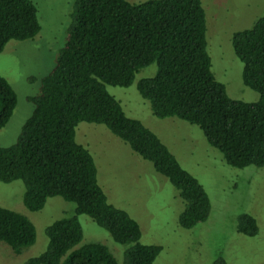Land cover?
<instances>
[{
    "label": "trees",
    "instance_id": "trees-1",
    "mask_svg": "<svg viewBox=\"0 0 264 264\" xmlns=\"http://www.w3.org/2000/svg\"><path fill=\"white\" fill-rule=\"evenodd\" d=\"M36 12L31 0H0V51L10 39L38 32ZM230 43L243 64L244 84L258 93L254 101L230 97L212 73L201 0L73 1L64 43L40 78L38 92L28 96L31 113L16 140L0 146V181H22V203L28 210L41 209L54 195L75 206L74 215L46 227V248L24 264H119L103 243L74 248L83 235L81 213L126 245L121 264H152L162 249L142 242L139 223L108 202L90 151L75 141L81 121L103 124L169 180L181 199L180 227L193 228L209 217L210 198L199 180L152 130L126 115L106 89L130 85L142 67L156 65L153 75L136 82L153 115L197 125L231 166L264 165V15L234 31ZM16 102L14 89L0 75V128ZM236 230L255 236L259 225L253 215L241 213ZM35 237L26 215L0 206V241L19 252ZM208 264L228 263L218 256Z\"/></svg>",
    "mask_w": 264,
    "mask_h": 264
},
{
    "label": "rangeland",
    "instance_id": "rangeland-1",
    "mask_svg": "<svg viewBox=\"0 0 264 264\" xmlns=\"http://www.w3.org/2000/svg\"><path fill=\"white\" fill-rule=\"evenodd\" d=\"M31 1L37 11L38 32L32 38L10 39L0 51V75L11 84L17 97L9 120L0 128V146L16 140L31 113L28 96L38 92L40 78L52 67L64 43L74 0ZM201 1L212 73L224 83L230 97L256 100L258 93L243 82V64L234 54L230 38L234 31L250 27L264 15V0ZM155 70L152 63L139 69L130 85H106V89L119 100L126 115L152 130L180 165L199 180L209 195L211 212L193 228L180 227L177 218L181 199L169 180L103 124L81 121L75 127V141L90 151L97 181L108 202L127 211L139 223L142 242L162 247L152 264H208L218 256L228 264H264V165L231 166L206 141L197 125L174 116L153 115L149 101L138 93L136 82L153 75ZM23 189L19 179L0 181V206L32 221L35 241L19 252L0 241V264H24L29 257L38 255L47 245L46 227L57 218L74 215V203L56 195L48 197L41 209L28 210L22 203ZM241 213L256 218L259 231L255 236L237 232ZM77 218L83 235L74 248L87 242L103 243L121 264L126 245L115 242L86 214H77Z\"/></svg>",
    "mask_w": 264,
    "mask_h": 264
}]
</instances>
